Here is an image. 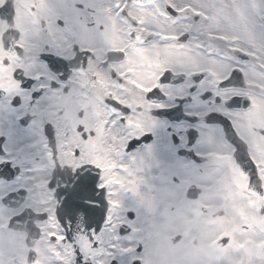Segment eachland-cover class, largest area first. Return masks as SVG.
<instances>
[{"label": "snow or ice", "instance_id": "snow-or-ice-1", "mask_svg": "<svg viewBox=\"0 0 264 264\" xmlns=\"http://www.w3.org/2000/svg\"><path fill=\"white\" fill-rule=\"evenodd\" d=\"M0 264H264V0H0Z\"/></svg>", "mask_w": 264, "mask_h": 264}, {"label": "flooded vegetation", "instance_id": "flooded-vegetation-1", "mask_svg": "<svg viewBox=\"0 0 264 264\" xmlns=\"http://www.w3.org/2000/svg\"><path fill=\"white\" fill-rule=\"evenodd\" d=\"M173 194L168 190H164L162 196L167 198L171 197ZM184 203V202H181ZM224 221L226 223L231 224L233 221V216L231 214L224 217ZM180 227H195L192 220L187 217H177L174 221H170L169 223L162 226L161 234L165 235L169 231L178 230ZM10 239L14 242V244L19 248V250L23 254H27L29 251L28 246L24 243L25 236L23 233H12L10 234ZM36 246L39 247L42 251L47 249V241L42 239L41 241L35 242Z\"/></svg>", "mask_w": 264, "mask_h": 264}]
</instances>
